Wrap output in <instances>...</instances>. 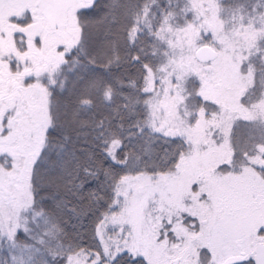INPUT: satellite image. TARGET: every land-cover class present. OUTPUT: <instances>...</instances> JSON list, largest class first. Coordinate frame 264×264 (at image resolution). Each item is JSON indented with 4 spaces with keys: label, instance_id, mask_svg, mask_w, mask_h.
I'll list each match as a JSON object with an SVG mask.
<instances>
[{
    "label": "snow or ice",
    "instance_id": "6c2138e0",
    "mask_svg": "<svg viewBox=\"0 0 264 264\" xmlns=\"http://www.w3.org/2000/svg\"><path fill=\"white\" fill-rule=\"evenodd\" d=\"M0 264H264V0H0Z\"/></svg>",
    "mask_w": 264,
    "mask_h": 264
}]
</instances>
